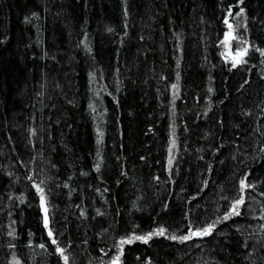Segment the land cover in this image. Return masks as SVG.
Masks as SVG:
<instances>
[{
	"label": "trees",
	"instance_id": "trees-1",
	"mask_svg": "<svg viewBox=\"0 0 264 264\" xmlns=\"http://www.w3.org/2000/svg\"><path fill=\"white\" fill-rule=\"evenodd\" d=\"M65 257L264 264V0H0V264Z\"/></svg>",
	"mask_w": 264,
	"mask_h": 264
},
{
	"label": "rangeland",
	"instance_id": "rangeland-1",
	"mask_svg": "<svg viewBox=\"0 0 264 264\" xmlns=\"http://www.w3.org/2000/svg\"><path fill=\"white\" fill-rule=\"evenodd\" d=\"M225 33H226L225 38L227 37V39H225V52H224L225 59L231 62L232 64L235 63L236 60H241L243 62L248 51V42L246 41V39H244L242 36L238 34L237 28L234 27V25H232L231 28L227 27ZM245 49L247 50L246 54H244L243 56H237L238 52H244ZM242 62L236 63V66L240 65ZM176 154H177V141H176L175 133L174 131H172L168 160H167L169 170L173 167ZM170 160L171 163H169ZM191 236L203 237L205 235L192 234Z\"/></svg>",
	"mask_w": 264,
	"mask_h": 264
},
{
	"label": "snow or ice",
	"instance_id": "snow-or-ice-1",
	"mask_svg": "<svg viewBox=\"0 0 264 264\" xmlns=\"http://www.w3.org/2000/svg\"><path fill=\"white\" fill-rule=\"evenodd\" d=\"M226 23H227V21H225ZM229 28H231V25H229ZM226 39H227V37H226ZM246 49L244 50V52H238L237 53V56H243L244 54H246ZM240 62H242L241 60H236V62L235 63H233V67H235L236 66V63H240ZM169 163H171V160L169 161ZM241 189L243 190L244 188H246V187H248L249 185H247L246 183H245V181L244 180H242L241 182ZM37 190L39 191V192H43V190L42 189H40L39 187H37ZM44 200H45V198H44V196L43 195H41V204H42V206H43V204H44ZM241 203H243V199L241 198L240 200H238V201H236V203L233 205V208H232V212L233 213H236V214H238V212H237V209H238V207H239V205L241 204ZM47 212V209L45 208V213ZM45 227H47V225H48V218H47V215H45ZM212 228H213V225H209L207 228H205L202 232H195V233H193V235H208V234H210V232H211V230H212ZM163 232H164V230L163 229H161L160 231H159V233L158 234H160V235H162L163 234ZM49 236L51 237L52 236V233L51 232H49ZM150 237H135V239H137V240H143L144 242H147V240L149 239ZM172 239H176V237H172ZM181 239H189V237H182ZM53 243H56V241L53 239V241H52ZM123 243H131V240H127V241H121V244H123ZM43 247V246H42ZM61 253L63 252V250L62 249H58ZM65 259V262H66V264H67V257H65L64 258Z\"/></svg>",
	"mask_w": 264,
	"mask_h": 264
},
{
	"label": "water",
	"instance_id": "water-1",
	"mask_svg": "<svg viewBox=\"0 0 264 264\" xmlns=\"http://www.w3.org/2000/svg\"><path fill=\"white\" fill-rule=\"evenodd\" d=\"M229 25H231L232 26V24L231 23H228V27H229ZM224 36H226V33H224ZM63 261L65 262V259L63 258Z\"/></svg>",
	"mask_w": 264,
	"mask_h": 264
}]
</instances>
